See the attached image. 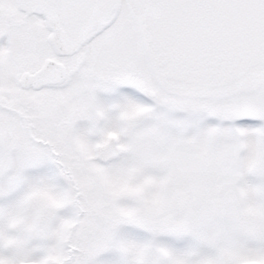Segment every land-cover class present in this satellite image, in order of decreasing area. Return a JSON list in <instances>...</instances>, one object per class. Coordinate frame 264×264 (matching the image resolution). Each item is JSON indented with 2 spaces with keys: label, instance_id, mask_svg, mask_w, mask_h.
Returning a JSON list of instances; mask_svg holds the SVG:
<instances>
[{
  "label": "snow or ice",
  "instance_id": "snow-or-ice-1",
  "mask_svg": "<svg viewBox=\"0 0 264 264\" xmlns=\"http://www.w3.org/2000/svg\"><path fill=\"white\" fill-rule=\"evenodd\" d=\"M0 264H264V0H0Z\"/></svg>",
  "mask_w": 264,
  "mask_h": 264
}]
</instances>
